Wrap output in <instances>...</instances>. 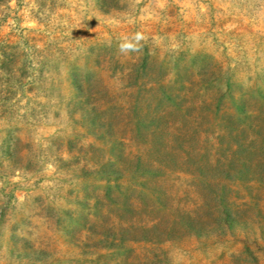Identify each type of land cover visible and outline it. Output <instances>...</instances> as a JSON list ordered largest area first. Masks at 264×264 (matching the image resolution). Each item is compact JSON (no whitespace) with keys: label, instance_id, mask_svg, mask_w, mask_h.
Here are the masks:
<instances>
[{"label":"rangeland","instance_id":"1","mask_svg":"<svg viewBox=\"0 0 264 264\" xmlns=\"http://www.w3.org/2000/svg\"><path fill=\"white\" fill-rule=\"evenodd\" d=\"M0 264H264V0H0Z\"/></svg>","mask_w":264,"mask_h":264},{"label":"clouds","instance_id":"2","mask_svg":"<svg viewBox=\"0 0 264 264\" xmlns=\"http://www.w3.org/2000/svg\"><path fill=\"white\" fill-rule=\"evenodd\" d=\"M142 37L139 35V34H137L136 35V39L137 40H139V39H141ZM134 45L133 44H130V43H123V44H121L120 45V50L122 51V52H126V51H128V50H132V49H134Z\"/></svg>","mask_w":264,"mask_h":264},{"label":"trees","instance_id":"3","mask_svg":"<svg viewBox=\"0 0 264 264\" xmlns=\"http://www.w3.org/2000/svg\"><path fill=\"white\" fill-rule=\"evenodd\" d=\"M109 3L112 5V3H111V2H109ZM108 8H109V10H111V9H113L114 7H112V6H109ZM177 9H178V8H177ZM75 82L79 84V82H78L77 80H75ZM78 92H79V93H80V95H81V93H82V92H81L80 88L78 89ZM79 98H81V96H80Z\"/></svg>","mask_w":264,"mask_h":264}]
</instances>
